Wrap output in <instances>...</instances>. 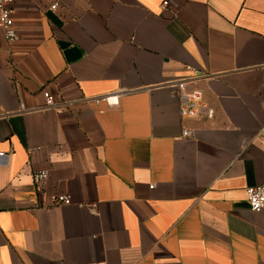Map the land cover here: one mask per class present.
I'll list each match as a JSON object with an SVG mask.
<instances>
[{
    "label": "crops",
    "instance_id": "crops-1",
    "mask_svg": "<svg viewBox=\"0 0 264 264\" xmlns=\"http://www.w3.org/2000/svg\"><path fill=\"white\" fill-rule=\"evenodd\" d=\"M12 6L0 264H264L247 197L264 184V0ZM173 80L202 95L195 117Z\"/></svg>",
    "mask_w": 264,
    "mask_h": 264
},
{
    "label": "built area",
    "instance_id": "built-area-1",
    "mask_svg": "<svg viewBox=\"0 0 264 264\" xmlns=\"http://www.w3.org/2000/svg\"><path fill=\"white\" fill-rule=\"evenodd\" d=\"M13 0H0V30L3 32L4 37L10 43L15 42L18 39V32L16 29L14 14L15 9L12 6ZM166 5V3H165ZM58 4L52 6V10H56ZM170 87L176 90L177 97L180 102V113L182 117H195L200 108H202V95L199 92L186 93V82L183 80H173L168 83ZM47 106L56 107V101L54 97L49 93H45ZM110 99L109 97L106 99ZM213 115V112H209V117ZM185 136L188 132L184 133ZM10 153H0V158H5L2 165H7ZM49 174L46 171H38L33 174V179L36 184H42L47 181ZM247 197L250 210L254 213L264 214V184L255 187H250L247 190ZM57 205H70L71 200L68 196H60L56 199Z\"/></svg>",
    "mask_w": 264,
    "mask_h": 264
}]
</instances>
